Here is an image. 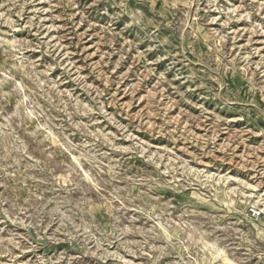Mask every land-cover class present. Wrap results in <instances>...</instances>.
I'll return each instance as SVG.
<instances>
[{
    "label": "rangeland",
    "instance_id": "1",
    "mask_svg": "<svg viewBox=\"0 0 264 264\" xmlns=\"http://www.w3.org/2000/svg\"><path fill=\"white\" fill-rule=\"evenodd\" d=\"M255 202L264 0H0V264H264Z\"/></svg>",
    "mask_w": 264,
    "mask_h": 264
},
{
    "label": "bare ground",
    "instance_id": "2",
    "mask_svg": "<svg viewBox=\"0 0 264 264\" xmlns=\"http://www.w3.org/2000/svg\"><path fill=\"white\" fill-rule=\"evenodd\" d=\"M254 205L257 206V208L262 211V216L259 217L256 221H253L249 218H247L249 221L252 222L253 226L255 227L257 234L264 239V208L262 209L261 206L259 207L257 202L254 203ZM260 205V204H259ZM263 205V204H262ZM263 207V206H262ZM243 210L245 209V204L242 205Z\"/></svg>",
    "mask_w": 264,
    "mask_h": 264
},
{
    "label": "built area",
    "instance_id": "3",
    "mask_svg": "<svg viewBox=\"0 0 264 264\" xmlns=\"http://www.w3.org/2000/svg\"><path fill=\"white\" fill-rule=\"evenodd\" d=\"M249 213L254 219H258L262 214L261 211H258L257 209H250Z\"/></svg>",
    "mask_w": 264,
    "mask_h": 264
}]
</instances>
